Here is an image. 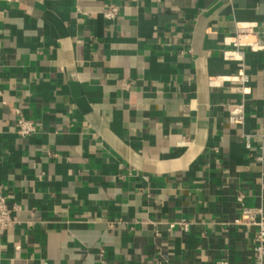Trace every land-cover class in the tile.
<instances>
[{"label":"crops","instance_id":"1","mask_svg":"<svg viewBox=\"0 0 264 264\" xmlns=\"http://www.w3.org/2000/svg\"><path fill=\"white\" fill-rule=\"evenodd\" d=\"M254 23L264 0H0V193L18 221L0 264H254L256 228L234 220L240 193L264 208V35L226 53Z\"/></svg>","mask_w":264,"mask_h":264},{"label":"built area","instance_id":"2","mask_svg":"<svg viewBox=\"0 0 264 264\" xmlns=\"http://www.w3.org/2000/svg\"><path fill=\"white\" fill-rule=\"evenodd\" d=\"M119 6L114 3H107L103 5L102 13L105 18L109 20L115 19L119 15ZM248 33L255 34L256 39L250 42H245L244 38ZM264 35V29H260L257 23L254 24H238L236 34L232 37L229 45H232L233 49L226 51L228 59H242L243 48H250L251 50L260 49L263 47L262 37ZM234 89L243 96L249 92L250 75L245 70H240L235 76L230 79ZM243 104V103H242ZM242 107V105H240ZM229 112V120L232 123H243L244 114L243 110L239 109L234 111L231 106L226 107ZM16 132L21 136H27L35 133L38 129L37 124L24 116L20 109H17V120L15 124ZM245 142V146L248 149L252 148L251 134H242ZM0 153V160H1ZM258 161L264 162V147L260 148V154L256 157ZM264 186V184H263ZM238 201L241 203V215L234 220L235 224H240L245 227H255V244H254V264H264V208L248 207L244 203V194L238 195ZM14 209H11L7 204V197L0 193V233L5 230L15 227L17 224V218L13 215ZM177 225L187 229L189 222L185 219H181L178 222H172L169 224V228H174ZM160 232L156 231V235ZM103 256V251L100 253Z\"/></svg>","mask_w":264,"mask_h":264}]
</instances>
